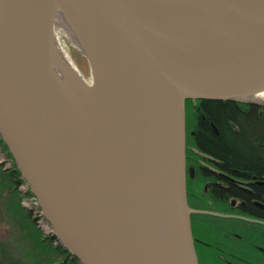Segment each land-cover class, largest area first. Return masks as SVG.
<instances>
[{
	"label": "water",
	"instance_id": "water-1",
	"mask_svg": "<svg viewBox=\"0 0 264 264\" xmlns=\"http://www.w3.org/2000/svg\"><path fill=\"white\" fill-rule=\"evenodd\" d=\"M1 1L0 137L63 248L80 264H198L185 101L264 90V0ZM58 10L98 110L54 71Z\"/></svg>",
	"mask_w": 264,
	"mask_h": 264
},
{
	"label": "flooded vegetation",
	"instance_id": "flooded-vegetation-1",
	"mask_svg": "<svg viewBox=\"0 0 264 264\" xmlns=\"http://www.w3.org/2000/svg\"><path fill=\"white\" fill-rule=\"evenodd\" d=\"M215 103L236 110L222 130L233 149L210 140L202 148L196 140L199 120L220 134L204 113ZM185 119L186 197L198 264H264V99H187Z\"/></svg>",
	"mask_w": 264,
	"mask_h": 264
},
{
	"label": "rangeland",
	"instance_id": "rangeland-1",
	"mask_svg": "<svg viewBox=\"0 0 264 264\" xmlns=\"http://www.w3.org/2000/svg\"><path fill=\"white\" fill-rule=\"evenodd\" d=\"M0 4H2L1 0ZM54 36L83 81L90 85V67L81 49L71 40L67 32L59 28H54ZM251 97L264 99V96L257 94ZM80 105L84 112L88 111L93 114L87 103ZM9 170L11 169H4L0 164V264H75L65 258V254L56 248L51 238L43 234L37 222L33 221L34 226H31L30 221L24 220L20 212H17V206L21 205L22 195L18 184L16 189L8 184L10 182L7 179ZM34 232L45 238L46 249L40 245H34Z\"/></svg>",
	"mask_w": 264,
	"mask_h": 264
},
{
	"label": "bare ground",
	"instance_id": "bare-ground-1",
	"mask_svg": "<svg viewBox=\"0 0 264 264\" xmlns=\"http://www.w3.org/2000/svg\"><path fill=\"white\" fill-rule=\"evenodd\" d=\"M5 7H6V3L0 4L1 24H3L2 22L6 21V18L3 21V17H2L5 11ZM54 28H59L60 30L67 32L71 40L77 46L80 45V41L76 32L72 29L64 13L60 10H58L55 15ZM54 71L57 74V76L61 79V81L65 84L66 88L69 90V92L72 95L74 96L76 94L83 95L84 100H86V102L90 104H93L94 109L98 110L97 108L100 104L99 102L100 99L97 90H95L90 85H86L84 83L82 77L80 76L76 68L73 66L69 58L66 56V54L64 53L63 49L61 48L58 41H56V39H54ZM256 94L261 95L263 97L264 90ZM85 114L87 116V119H89L91 123L95 121V118H92V116H94V113L92 114L91 112L86 111Z\"/></svg>",
	"mask_w": 264,
	"mask_h": 264
},
{
	"label": "trees",
	"instance_id": "trees-1",
	"mask_svg": "<svg viewBox=\"0 0 264 264\" xmlns=\"http://www.w3.org/2000/svg\"><path fill=\"white\" fill-rule=\"evenodd\" d=\"M214 104V103H213ZM215 106L213 109H209L206 108L204 110L205 114H210L213 119L215 120V122L217 123L219 129H220V134L216 135L215 133H213L209 126L207 125L206 121H202L199 120V125H198V131L196 133V140L199 143V145L203 148L205 147V145L208 143V140H210L211 145L218 147V145H227L230 146L232 149L234 147L235 142L232 141L233 138L229 139V136L227 137V141L222 140L223 134H222V130H223V125H225L227 118H231L233 120H235V114H236V110L233 107H226V106H222V104L220 103H215ZM220 105V106H218ZM222 106V107H221ZM235 136V135H234ZM233 137V136H232ZM7 179L10 180V182L8 183L9 185L13 186L16 189V185L23 181L24 179L21 177V174L19 172V170H17L16 167H14L13 169L9 170L8 174H7ZM14 190V189H13ZM19 205V204H18ZM17 212H20L21 217H23L24 220L26 221H30L31 226H34V219L32 218L30 212L26 209H24L21 205L17 206ZM34 245L36 244V246L40 245L42 246L44 249H46V244L44 245V242L46 241L45 238H42L41 236H39L36 232H34ZM56 248L65 254V258L68 259L71 262H74L75 264H80L78 258L69 253L67 249L63 248V246L59 243L57 245H55Z\"/></svg>",
	"mask_w": 264,
	"mask_h": 264
},
{
	"label": "built area",
	"instance_id": "built-area-1",
	"mask_svg": "<svg viewBox=\"0 0 264 264\" xmlns=\"http://www.w3.org/2000/svg\"><path fill=\"white\" fill-rule=\"evenodd\" d=\"M0 164L4 169L12 168L13 166V159L8 153V151L3 147L0 142ZM18 188L21 191L22 198L20 199L21 205L26 207L28 211L31 213L34 221L37 222V225L41 227L43 234L46 235L48 238H51L54 244H57V239L53 237V230L50 224L42 215L40 206L34 194H32L28 190V186L25 182H19Z\"/></svg>",
	"mask_w": 264,
	"mask_h": 264
}]
</instances>
